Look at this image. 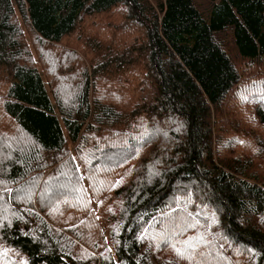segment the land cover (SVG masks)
Wrapping results in <instances>:
<instances>
[{
	"label": "trees",
	"instance_id": "16d2710c",
	"mask_svg": "<svg viewBox=\"0 0 264 264\" xmlns=\"http://www.w3.org/2000/svg\"><path fill=\"white\" fill-rule=\"evenodd\" d=\"M0 264H264V0H0Z\"/></svg>",
	"mask_w": 264,
	"mask_h": 264
},
{
	"label": "rangeland",
	"instance_id": "374dc122",
	"mask_svg": "<svg viewBox=\"0 0 264 264\" xmlns=\"http://www.w3.org/2000/svg\"><path fill=\"white\" fill-rule=\"evenodd\" d=\"M20 22H21V26H22V28H24V31H25L26 41L29 43V45H30V47L32 48V50H34V45H33L34 38H33V36L31 35V33L29 32L28 27H27V26L24 24V22L22 21V19H20ZM44 77H45V74H44Z\"/></svg>",
	"mask_w": 264,
	"mask_h": 264
},
{
	"label": "snow or ice",
	"instance_id": "6c2138e0",
	"mask_svg": "<svg viewBox=\"0 0 264 264\" xmlns=\"http://www.w3.org/2000/svg\"><path fill=\"white\" fill-rule=\"evenodd\" d=\"M197 239H202V237H199ZM183 243H184L186 248L190 247L192 245V238H189V241H185ZM173 247L175 248V245H173ZM175 250H176L178 255H183V253L181 252V250L179 248H176Z\"/></svg>",
	"mask_w": 264,
	"mask_h": 264
}]
</instances>
